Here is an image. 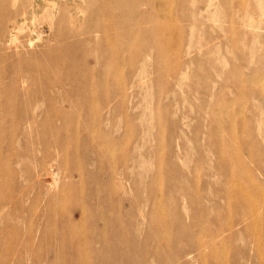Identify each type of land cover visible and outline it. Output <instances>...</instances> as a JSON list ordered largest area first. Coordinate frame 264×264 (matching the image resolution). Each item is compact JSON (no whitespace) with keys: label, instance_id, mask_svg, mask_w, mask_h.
I'll return each instance as SVG.
<instances>
[{"label":"rangeland","instance_id":"1","mask_svg":"<svg viewBox=\"0 0 264 264\" xmlns=\"http://www.w3.org/2000/svg\"><path fill=\"white\" fill-rule=\"evenodd\" d=\"M104 257L264 264V0H0V264Z\"/></svg>","mask_w":264,"mask_h":264},{"label":"bare ground","instance_id":"2","mask_svg":"<svg viewBox=\"0 0 264 264\" xmlns=\"http://www.w3.org/2000/svg\"><path fill=\"white\" fill-rule=\"evenodd\" d=\"M78 249H85V250H89L92 249V246L90 244H88L87 246H81L78 247ZM79 260V259H77ZM75 264V263H74ZM78 264H143V263H133L129 260H120V261H115L113 259H109L107 257L104 258H96V259H88L86 258L84 261H79Z\"/></svg>","mask_w":264,"mask_h":264}]
</instances>
